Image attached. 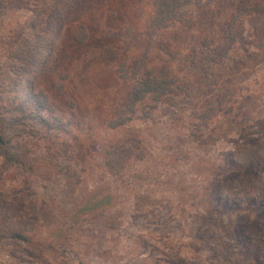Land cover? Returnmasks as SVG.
<instances>
[{
	"label": "rangeland",
	"instance_id": "374dc122",
	"mask_svg": "<svg viewBox=\"0 0 264 264\" xmlns=\"http://www.w3.org/2000/svg\"><path fill=\"white\" fill-rule=\"evenodd\" d=\"M257 4L264 0H201L158 28L150 24L153 0H82L68 24L87 27V39L74 44L80 28H66L40 73L52 37L41 28L39 66L11 71L2 98L26 94L45 108L48 97L59 133L35 143L24 160L32 172L0 157V264H264V15L250 11ZM31 13L17 12L4 36ZM14 42L0 40V62ZM227 42L231 50L214 59L212 48ZM146 67L169 75L173 89L130 107L133 120L113 127L132 116L129 95ZM26 118L33 122L32 113ZM108 150L125 155L113 156L118 162L128 158L124 168L106 164ZM258 150L261 158L243 164ZM101 201L104 212L94 208ZM83 204L90 213L78 217L80 230L69 227Z\"/></svg>",
	"mask_w": 264,
	"mask_h": 264
},
{
	"label": "trees",
	"instance_id": "16d2710c",
	"mask_svg": "<svg viewBox=\"0 0 264 264\" xmlns=\"http://www.w3.org/2000/svg\"><path fill=\"white\" fill-rule=\"evenodd\" d=\"M80 1L82 0H73L72 2H67L66 0H0V40L15 39L12 46L3 49V51H5V58L4 60L1 59L3 61L0 62V157L7 163L21 166L26 172H32L35 168L33 161L28 162V164L24 163L27 162L24 160L33 155L32 148L36 146L35 143L41 142L44 139H53L54 136L57 137L56 135L59 133V128L55 126V124H52L48 116L51 113L55 114V117L56 114H59L55 107L50 106L51 103L48 97H46L47 107L41 108L34 98L27 100L26 94H19L16 92L11 102L6 98H2V96L10 91L9 86H12L14 82L11 80V71H23V73H27L35 67V65H37V67L39 66V64H37L38 58L43 53L44 48H46L44 42L41 40V28L44 27V31L51 32L52 37L46 39L47 45L49 46V53H47L46 57L42 60L40 73L50 62V52L52 56V51L55 46L54 41L64 34L63 32L66 28V31L69 33H73L80 28V36L72 35L71 39H74V44H83L88 36L87 27H77L78 22L68 24L70 15L77 10ZM193 2L197 3L201 2V0H153L154 13L150 24L158 28L167 27L170 22L181 15L182 9L185 6ZM24 9L28 12L32 11L31 15L25 19L24 22H20V25H17L14 31L12 28V35L10 36L11 32H9V35H7L9 39L6 38L4 36V29L8 28V26H12L16 13ZM91 9L94 10L95 6ZM250 9H253L250 10L252 13L256 12L264 15V4H257ZM239 13L240 11L236 16H238ZM7 21L9 25L6 24ZM43 21H45L44 24L42 23ZM48 26L52 27V29L50 28L48 30ZM230 43L227 42V44L220 45L219 47H213L212 54L214 59L220 60L221 56L226 55L232 48ZM173 81L174 80H172L169 75L158 74L152 68H143L141 74H139L138 83L129 95V108L136 106L138 103H144L147 99L153 100L155 103L160 102L163 97L173 89L175 85ZM32 88V93H30V95L35 91ZM131 108L130 114L132 116L120 117V120L112 124V126L118 128L126 125L128 121L133 120L134 112L132 110L133 108ZM27 113H32L33 122H27ZM17 115L21 116L17 118ZM259 153L260 150H258V153L255 152L253 156L248 158L243 164L250 166L255 160L261 158V154ZM115 155L121 158L125 157L123 153L116 154V152L114 153L108 150L106 164L110 165L111 168H124L128 158L124 160L119 159L118 162V160L116 161L113 158ZM229 199L230 198H227V200ZM100 205H102V207H100ZM94 208L99 212H104L106 210L103 201L96 203ZM89 213L87 205L83 204L75 212L69 214L67 225L80 230V225H82L83 222L81 223L78 217L81 215L82 217H86ZM88 218H84V220H88ZM13 237L29 245L35 243L32 237L22 233H15ZM185 261L186 259L180 262L184 264Z\"/></svg>",
	"mask_w": 264,
	"mask_h": 264
}]
</instances>
